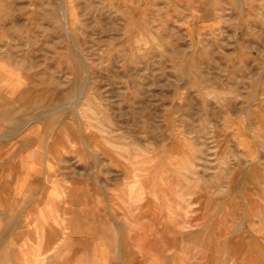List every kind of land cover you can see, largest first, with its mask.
Here are the masks:
<instances>
[{"label":"rangeland","instance_id":"1","mask_svg":"<svg viewBox=\"0 0 264 264\" xmlns=\"http://www.w3.org/2000/svg\"><path fill=\"white\" fill-rule=\"evenodd\" d=\"M0 264H264V0H0Z\"/></svg>","mask_w":264,"mask_h":264}]
</instances>
